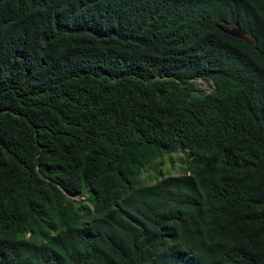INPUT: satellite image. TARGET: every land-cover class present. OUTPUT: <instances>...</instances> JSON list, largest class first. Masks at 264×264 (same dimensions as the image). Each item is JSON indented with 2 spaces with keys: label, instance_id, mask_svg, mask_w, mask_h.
Returning a JSON list of instances; mask_svg holds the SVG:
<instances>
[{
  "label": "trees",
  "instance_id": "16d2710c",
  "mask_svg": "<svg viewBox=\"0 0 264 264\" xmlns=\"http://www.w3.org/2000/svg\"><path fill=\"white\" fill-rule=\"evenodd\" d=\"M0 264H264V0H0Z\"/></svg>",
  "mask_w": 264,
  "mask_h": 264
},
{
  "label": "water",
  "instance_id": "95a60500",
  "mask_svg": "<svg viewBox=\"0 0 264 264\" xmlns=\"http://www.w3.org/2000/svg\"><path fill=\"white\" fill-rule=\"evenodd\" d=\"M223 31L237 37H241L245 40H250L249 36L236 24H222L219 26ZM251 41V40H250Z\"/></svg>",
  "mask_w": 264,
  "mask_h": 264
},
{
  "label": "rangeland",
  "instance_id": "374dc122",
  "mask_svg": "<svg viewBox=\"0 0 264 264\" xmlns=\"http://www.w3.org/2000/svg\"><path fill=\"white\" fill-rule=\"evenodd\" d=\"M201 85L205 86L206 88H210L211 85L206 84L204 82L201 81ZM165 165L168 167L166 168V170H164L163 174H168L169 173H179L181 172V168H180V162L177 159H174L173 161H169V160H165ZM77 198L80 197L81 195H75Z\"/></svg>",
  "mask_w": 264,
  "mask_h": 264
}]
</instances>
